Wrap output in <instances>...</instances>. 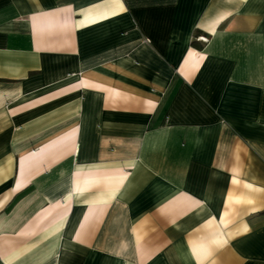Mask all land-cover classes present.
Listing matches in <instances>:
<instances>
[{
    "label": "crops",
    "instance_id": "1",
    "mask_svg": "<svg viewBox=\"0 0 264 264\" xmlns=\"http://www.w3.org/2000/svg\"><path fill=\"white\" fill-rule=\"evenodd\" d=\"M0 264H264V0H0Z\"/></svg>",
    "mask_w": 264,
    "mask_h": 264
}]
</instances>
